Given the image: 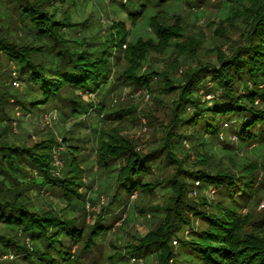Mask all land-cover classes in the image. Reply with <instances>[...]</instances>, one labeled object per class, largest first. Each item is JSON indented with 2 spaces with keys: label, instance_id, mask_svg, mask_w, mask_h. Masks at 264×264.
<instances>
[{
  "label": "trees",
  "instance_id": "16d2710c",
  "mask_svg": "<svg viewBox=\"0 0 264 264\" xmlns=\"http://www.w3.org/2000/svg\"><path fill=\"white\" fill-rule=\"evenodd\" d=\"M12 1L20 7L17 12L19 19L33 30L36 39L45 43L42 48L30 44L18 45L0 36V53L15 64L19 76L26 77L31 91L29 99L25 97L21 105L29 107L60 100L68 103L72 112L86 111L90 102L81 94L102 91L111 75L109 45L106 44L97 53L70 49L62 37L63 28L70 22L65 16L56 19L57 8L49 10L53 2ZM181 1L131 0L130 7L138 5L139 10L125 9L133 18L149 6L160 8ZM201 1L198 0V3ZM228 2L233 3L229 9L230 17L240 16L244 31L241 41L227 54L217 53L214 63L200 62L197 68L185 70L181 84H173L162 72H150L149 75L131 72L123 76L132 83H147L146 87L150 86L148 78L162 76L165 86L161 87V91L174 94L170 123L162 146L144 154L130 151L124 141L98 150V163L102 167L118 163V192L122 190L124 195L129 196L138 188L141 191H153L158 186L169 188L170 206L164 209V216L157 227L139 237L134 245L128 246L130 254L152 252L161 264H169L170 261L173 264H264V217L258 221L261 228L246 231L245 227L250 222L249 212H242L262 191L255 162L243 161L233 170L212 171L201 165L204 162L201 156L193 167L184 168L172 151L183 143L182 140H197L195 145H202L206 144L204 138L218 137L222 132L231 134L238 146L264 148V0ZM157 13L150 26L159 39L181 36L176 24H163ZM115 26V32L108 39L110 46L122 51L131 65H139L145 56V48L128 43L123 25L118 23ZM44 45L53 51L55 63L45 65L32 58V55L42 52ZM177 46L190 50V55L196 56L188 43L181 41ZM118 57L119 53L116 59ZM176 65L178 63L173 68ZM199 93L203 97L210 95V98H202ZM50 148L51 145L45 143L20 149L0 147V172L10 175L7 170L19 171L25 163H30L41 174L38 183L50 186L51 192L56 191L63 198L78 197L76 186L80 185L77 182L80 171L70 170L76 175H69L63 180L50 176ZM160 157L164 163L173 164L172 171L153 183H144L143 178L152 173V167L160 163ZM260 168L264 170V153ZM194 181L200 188L215 187L218 200L207 202L204 195L199 202L190 200L188 194L195 187ZM18 197L17 193L10 194L9 188L0 184V222L14 230V236L19 234L25 240L19 243L11 236L0 234V256L10 250L26 264H117V259L123 257L117 253L105 255L99 240L113 226L116 216L102 215L92 224L60 219L30 210L18 201ZM112 197L113 201L116 194ZM189 213L203 222L200 228H192ZM182 228L189 230V238L177 236ZM173 240L178 241L177 248L171 243Z\"/></svg>",
  "mask_w": 264,
  "mask_h": 264
},
{
  "label": "rangeland",
  "instance_id": "374dc122",
  "mask_svg": "<svg viewBox=\"0 0 264 264\" xmlns=\"http://www.w3.org/2000/svg\"><path fill=\"white\" fill-rule=\"evenodd\" d=\"M50 1L53 6L49 10L57 8L56 19L65 16L70 22L62 30V37L70 49L97 53L106 44L109 45L111 75L102 91L81 94L90 102L86 111L72 112L68 103L60 100L25 107L21 105L22 100L25 97L28 100L31 93L26 77L19 76L15 64L0 53V147L20 149L31 148L36 143L51 145L48 161L50 176L63 180L69 175H76L70 170L80 171L77 173L80 185L76 186L79 196L63 198L58 192H51L50 186L38 183L41 174L30 163H25L19 171L7 170L10 175L0 172V184L9 188L10 194L17 193L18 201L39 214L47 213L86 224L94 223L102 215L116 216L113 226L99 238L105 255H122L117 259V264H161L152 252L130 254L128 246L134 245L139 237L157 227L164 216V209L170 206L169 188L158 186L153 191L138 188L129 196L124 195L122 190L118 192V163L102 167L98 163V150L100 147L117 146L124 141L128 143L130 151L144 154L160 148L170 123L174 94L161 91V87L165 86L162 76L148 78L149 87H146L147 83H132L123 76L131 72L136 75L162 72L168 75L173 84H181L185 70L197 68L200 62L214 63L217 53L227 54L238 44L244 24L240 16L230 17L229 9L233 3L228 0H202L200 3L198 0H183L160 8L149 6L133 18L125 9L132 5L131 0ZM130 8L136 12L139 10L138 5ZM19 9L18 3L12 0H0V36L18 45L41 47L44 42L36 39L33 30L19 19ZM156 13L163 24H176L181 36L159 39L150 26V21H155L153 16ZM118 23L123 25L128 43L145 48V56L137 66L131 65L122 51L110 46L108 39ZM181 41L188 43L196 56H191L188 49H179L177 44ZM44 46L42 52L32 55V58L45 65L55 63L53 51ZM118 53L120 57L116 59ZM175 63L178 65L173 68ZM206 84L209 85V82ZM198 95L207 100L210 98V95ZM182 141L172 151L182 161L184 168L193 167L201 156L204 158L201 165L212 171L233 170L243 161L255 162L262 191L252 198L250 207L242 212H249L250 222L245 227L246 231L261 228L258 221L264 217V170L260 168V159L264 148L238 146L236 139L225 132L219 133L218 137L204 138L206 144L202 145H195L197 140ZM22 154L26 156L24 152ZM53 154L58 164L54 163ZM159 161L160 165L156 163L152 173L143 178L144 183H153L172 171L173 164L164 163L162 157ZM194 184L195 187H190L192 191L188 194L190 200L199 202L203 195L207 202L218 200L215 187L200 188L196 181ZM114 194L116 197L112 201ZM188 216L192 220V228L203 225L190 213ZM0 234L11 236L19 243L25 242L19 234L14 236L15 231L2 222ZM177 236L187 239L190 232L182 228ZM171 243L174 248L178 247L177 240ZM6 253L13 254V257L3 260L1 264H26L13 251L7 250Z\"/></svg>",
  "mask_w": 264,
  "mask_h": 264
},
{
  "label": "built area",
  "instance_id": "2783aa9c",
  "mask_svg": "<svg viewBox=\"0 0 264 264\" xmlns=\"http://www.w3.org/2000/svg\"><path fill=\"white\" fill-rule=\"evenodd\" d=\"M14 84H17L16 82H14ZM209 96V95H208ZM53 158H54V163L55 164H58L59 162L58 161H56L55 159H56V156L53 154ZM54 173V172H53ZM13 257V254H11V253H5V254H2L1 256H0V264H1V262L3 261V260H5V259H11Z\"/></svg>",
  "mask_w": 264,
  "mask_h": 264
}]
</instances>
